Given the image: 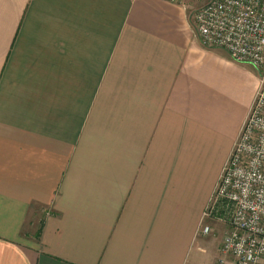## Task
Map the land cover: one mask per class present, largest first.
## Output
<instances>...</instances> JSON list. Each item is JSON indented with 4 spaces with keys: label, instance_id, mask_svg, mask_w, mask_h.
<instances>
[{
    "label": "crops",
    "instance_id": "0c3cea01",
    "mask_svg": "<svg viewBox=\"0 0 264 264\" xmlns=\"http://www.w3.org/2000/svg\"><path fill=\"white\" fill-rule=\"evenodd\" d=\"M222 49L180 2L0 0V264H236L202 228L258 74Z\"/></svg>",
    "mask_w": 264,
    "mask_h": 264
},
{
    "label": "built area",
    "instance_id": "2783aa9c",
    "mask_svg": "<svg viewBox=\"0 0 264 264\" xmlns=\"http://www.w3.org/2000/svg\"><path fill=\"white\" fill-rule=\"evenodd\" d=\"M177 2L179 0H170ZM203 45L260 70L258 87L223 164L204 216L228 223L221 250L236 264L264 259V0H207L194 11ZM208 217V218H209ZM204 233L209 227L202 228Z\"/></svg>",
    "mask_w": 264,
    "mask_h": 264
},
{
    "label": "rangeland",
    "instance_id": "374dc122",
    "mask_svg": "<svg viewBox=\"0 0 264 264\" xmlns=\"http://www.w3.org/2000/svg\"><path fill=\"white\" fill-rule=\"evenodd\" d=\"M207 0H179V1H177V2H180V3H182L183 5H184V7L186 8V10H187V13H188V16H189V18H190V21H191V23H192V26H193V29L195 30V23H194V18H193V15H194V11L199 7V6H201L204 2H206ZM222 50H224V49H222ZM225 52H227L226 50H225ZM228 53V52H227ZM235 63H238V62H235ZM242 63H245L246 65H248L250 68H252L254 71H255V73H256V75L258 74L259 75V73H260V70L259 69H257L256 67H254V66H252L250 63H248V62H239L238 64H242ZM226 161V160H225ZM207 218H206V220H208V217L209 216H206ZM216 218H217V221H214V222H210V221H206V224H203V228L205 227V226H208L209 227V231H211V229L213 228V230H214V233H219V232H221L223 229H222V227H223V224H225V225H228V223H226L225 222V220H224V218H222L221 216L220 217H217L216 216ZM212 224V225H211ZM229 227H227V229H228ZM208 231V232H209ZM226 231V230H225ZM223 238V237H222ZM222 242V241H221ZM221 252H222V250H221ZM223 253V252H222ZM223 254H225V253H223ZM230 255V254H229ZM233 257V256H232ZM234 259V258H233Z\"/></svg>",
    "mask_w": 264,
    "mask_h": 264
},
{
    "label": "trees",
    "instance_id": "16d2710c",
    "mask_svg": "<svg viewBox=\"0 0 264 264\" xmlns=\"http://www.w3.org/2000/svg\"><path fill=\"white\" fill-rule=\"evenodd\" d=\"M195 33H196V31H195Z\"/></svg>",
    "mask_w": 264,
    "mask_h": 264
}]
</instances>
